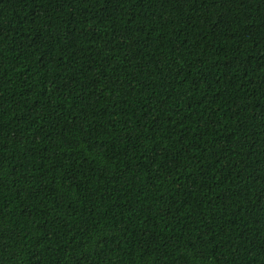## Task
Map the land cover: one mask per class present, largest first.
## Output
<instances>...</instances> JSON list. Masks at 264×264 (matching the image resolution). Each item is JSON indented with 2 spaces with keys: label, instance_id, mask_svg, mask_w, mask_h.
I'll return each instance as SVG.
<instances>
[{
  "label": "trees",
  "instance_id": "obj_1",
  "mask_svg": "<svg viewBox=\"0 0 264 264\" xmlns=\"http://www.w3.org/2000/svg\"><path fill=\"white\" fill-rule=\"evenodd\" d=\"M0 264H264V0H0Z\"/></svg>",
  "mask_w": 264,
  "mask_h": 264
}]
</instances>
